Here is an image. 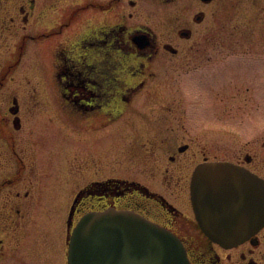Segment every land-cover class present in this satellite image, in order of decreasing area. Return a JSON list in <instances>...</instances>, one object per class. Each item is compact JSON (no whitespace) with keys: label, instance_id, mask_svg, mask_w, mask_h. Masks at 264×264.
Masks as SVG:
<instances>
[{"label":"flooded vegetation","instance_id":"af4514ba","mask_svg":"<svg viewBox=\"0 0 264 264\" xmlns=\"http://www.w3.org/2000/svg\"><path fill=\"white\" fill-rule=\"evenodd\" d=\"M263 114L264 0H0V264H49L55 158L80 179L67 222L130 210L191 264H264V226L214 242L192 193L210 162L264 179Z\"/></svg>","mask_w":264,"mask_h":264},{"label":"water","instance_id":"95a60500","mask_svg":"<svg viewBox=\"0 0 264 264\" xmlns=\"http://www.w3.org/2000/svg\"><path fill=\"white\" fill-rule=\"evenodd\" d=\"M201 226L231 247L264 225V179L230 162L199 166L192 183ZM68 264H191L182 241L128 210L92 211L72 228Z\"/></svg>","mask_w":264,"mask_h":264},{"label":"rangeland","instance_id":"374dc122","mask_svg":"<svg viewBox=\"0 0 264 264\" xmlns=\"http://www.w3.org/2000/svg\"><path fill=\"white\" fill-rule=\"evenodd\" d=\"M234 109L236 110V108ZM217 113L218 111H216V114ZM227 115H230V117H227L225 119L229 121H219V125H221L219 127L222 132L216 133L215 135H218L220 138L226 139L229 144H231V141L235 140L234 143L238 145L239 141L234 137L238 138L242 132V129L237 126L239 124V118L235 114V111L227 112ZM232 120L237 123H234ZM246 130L247 132H249V127H246ZM40 137L41 135L38 136V138ZM261 139L264 141V137H261ZM0 158L2 157L0 156ZM64 163L65 160L63 158H55L54 164H50L51 166L49 168V171L44 172L43 182H46V184L49 183V190L52 192L54 199V202L49 203V264H67L66 213L68 208L65 206V203L62 202V200L69 199L74 194L73 188L79 183L77 181L80 180L76 179L75 175H69V173L64 172ZM51 167L53 168L51 169ZM56 196H59V198H56ZM60 200L62 203L60 202Z\"/></svg>","mask_w":264,"mask_h":264}]
</instances>
